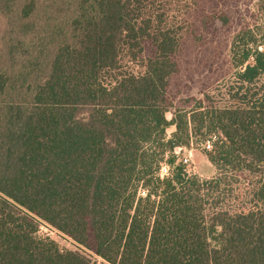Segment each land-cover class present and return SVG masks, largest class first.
I'll return each mask as SVG.
<instances>
[{"label": "trees", "instance_id": "1", "mask_svg": "<svg viewBox=\"0 0 264 264\" xmlns=\"http://www.w3.org/2000/svg\"><path fill=\"white\" fill-rule=\"evenodd\" d=\"M197 4L73 0L45 74H0V264H264V0L263 26L231 36V74L176 107ZM213 136L216 174L189 173L175 149Z\"/></svg>", "mask_w": 264, "mask_h": 264}, {"label": "rangeland", "instance_id": "2", "mask_svg": "<svg viewBox=\"0 0 264 264\" xmlns=\"http://www.w3.org/2000/svg\"><path fill=\"white\" fill-rule=\"evenodd\" d=\"M72 1L34 0L33 10L27 17H21L24 1L15 0L10 12H0V74L15 80L21 72H29L28 80L32 83L45 74L60 30L69 32L66 24L72 15L69 9ZM256 1L198 0L196 8L188 16L190 26L178 56L179 72L169 84V93L176 107L190 106L192 102H187L188 99L200 98L201 93L221 84L231 74L227 55L231 36L248 25L260 23L263 26L262 21L255 18ZM223 15L228 18L226 23L221 20ZM173 130L174 127H169L167 134ZM214 140L213 136L208 141L212 143ZM208 141L175 149L187 171L201 178L216 174L215 167L203 151V148L210 149L206 148ZM168 170V166L163 164L160 176L166 175ZM38 235L53 239L63 248H76L66 236L42 225Z\"/></svg>", "mask_w": 264, "mask_h": 264}, {"label": "built area", "instance_id": "3", "mask_svg": "<svg viewBox=\"0 0 264 264\" xmlns=\"http://www.w3.org/2000/svg\"><path fill=\"white\" fill-rule=\"evenodd\" d=\"M214 138H215V136H214ZM209 147H211V141H208L207 142V145H206V148H209ZM45 229H49L47 226H45V225H42Z\"/></svg>", "mask_w": 264, "mask_h": 264}]
</instances>
